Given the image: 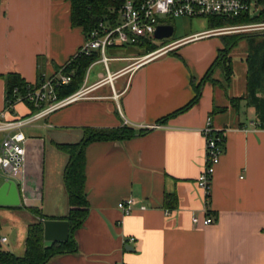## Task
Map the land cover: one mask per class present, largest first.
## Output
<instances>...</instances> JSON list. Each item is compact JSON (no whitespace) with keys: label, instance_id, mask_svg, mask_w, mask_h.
<instances>
[{"label":"crops","instance_id":"obj_1","mask_svg":"<svg viewBox=\"0 0 264 264\" xmlns=\"http://www.w3.org/2000/svg\"><path fill=\"white\" fill-rule=\"evenodd\" d=\"M254 9L258 14L264 4L256 0ZM224 28L208 23L204 30L171 37L148 59L143 57L150 53L143 55L139 47L112 48L121 54L110 56L115 59L108 68L100 61L88 68L80 87L90 88L87 98L23 127L28 155L21 205L0 208V239L7 238L1 249L24 255L29 225L39 221L31 208L51 219L68 215L69 157L57 144L80 142L86 129L128 126L147 131L86 147L89 212L74 233L78 249L47 264H264V125L249 98L248 41L231 46L229 78L215 69L195 104L159 123L195 97L232 37ZM202 33L208 35L195 37ZM85 42L82 28L72 25L68 0H1L0 112L10 74L36 85L70 64ZM257 96H264V87ZM30 112L29 103L18 101L6 117ZM208 117L225 140L207 212L198 178L205 166L202 129ZM47 138L64 157L52 158L46 173ZM130 198L135 208L124 215L118 204ZM208 215L215 221L204 225Z\"/></svg>","mask_w":264,"mask_h":264},{"label":"built area","instance_id":"obj_2","mask_svg":"<svg viewBox=\"0 0 264 264\" xmlns=\"http://www.w3.org/2000/svg\"><path fill=\"white\" fill-rule=\"evenodd\" d=\"M120 2L117 6L119 15L116 26L100 23L86 37V42L79 50L78 55L98 54L96 61L103 62L108 68L110 61L115 58L108 56V50L116 47L136 46L146 40L155 37L154 34L160 25L169 24V19L175 18H198L202 16H224L238 17L244 13H251L253 0H112ZM1 11V0H0ZM264 29V23L251 24L224 28L221 31L249 32ZM207 33L195 35V37L206 36ZM162 50V49H161ZM156 52L145 55L149 58ZM110 80L112 78L110 76ZM73 81V72H66L65 67L52 76H43L36 85H28L22 91L16 87L11 96H6L5 110L0 112V133L4 134L0 140V176L6 181H13L20 189L26 175L27 162V136L22 131L23 127L32 125L42 120L54 111L67 105L83 100L88 97L90 88H80L76 92L64 98L59 97V90ZM116 97H118L115 94ZM18 101H25L32 105L35 112L18 119L8 120L7 112ZM264 130V129H263ZM205 137V166L198 178V185L204 191L206 211L209 210L211 196V185L215 173V167L220 161L223 153L222 143L225 137L222 132L215 129L212 118L208 117L205 127L202 129ZM136 205L134 199H126L118 204V208L129 215ZM142 205L141 209H146ZM170 214L169 209L165 210ZM215 219L208 215L203 221L204 225L213 223ZM193 222L199 223L198 217H193ZM131 241L135 238H130ZM1 242L7 238L2 237Z\"/></svg>","mask_w":264,"mask_h":264},{"label":"trees","instance_id":"obj_3","mask_svg":"<svg viewBox=\"0 0 264 264\" xmlns=\"http://www.w3.org/2000/svg\"><path fill=\"white\" fill-rule=\"evenodd\" d=\"M71 3V22L74 27L82 28L85 36L98 27L100 23L109 26H116L119 15L117 6L120 2L112 0H68ZM259 4H264V0H257ZM211 27H224L230 23L237 22H263L264 9L258 14L251 16L250 13L241 14L238 17L224 16H205ZM243 36L230 37L225 49L221 50L209 68L206 75L202 79L200 85L196 87L195 97L183 108L175 113L161 119L159 123H164L170 117L187 110L195 104L200 97L201 84L211 79L215 69L221 68L226 77H230L232 73L230 48L235 45ZM249 38V56L247 59L249 66V82L248 91L249 98L259 112L262 125H264V96L258 97V90L264 87V35H250ZM166 44V43H165ZM165 44H156L152 41H144L136 45L143 50V55L155 52L161 49ZM98 59V54L94 55H78L65 67L66 72H73V81L63 86L59 90V97L64 98L76 92L82 85L86 72L91 64ZM28 85L19 75L10 74L7 78L6 96H11L12 91L18 87L24 91ZM30 115L36 110L30 105ZM24 116V117H25ZM147 130H135L132 127L124 126L113 129H86L84 138L78 143L57 144V148L69 157L64 172V181L69 198V213L62 218L67 220L70 225V238L64 242H52L48 244L44 239V221L51 219L44 215L36 208H31V212L39 217V221L31 223L28 228V235L25 241V253L18 256L10 251L0 248V264H47L54 256L59 254L74 253L78 249L77 241L74 233L80 228L87 218L89 212V204L85 195V149L92 143L97 141H114L120 139H130L139 134H144ZM172 205V201L170 200Z\"/></svg>","mask_w":264,"mask_h":264},{"label":"rangeland","instance_id":"obj_4","mask_svg":"<svg viewBox=\"0 0 264 264\" xmlns=\"http://www.w3.org/2000/svg\"><path fill=\"white\" fill-rule=\"evenodd\" d=\"M252 7H253V10L250 13V15L254 16L255 15V13H254L255 9L254 8H256V0H253ZM168 22H169V24L173 25L174 28H175V35L173 36L174 38H177V37H179V36H181L183 34H186V33L190 32L191 30H201V29L204 30L208 26V19L206 17H204V16L198 17V18H193V19L185 18V17L175 18V19H169ZM260 23H264V21L263 22H260V21H257V22H245V21L244 22H237L236 21L235 23H230V24H228L227 26H224V27L225 28H232V27H237V26H247V25H251V24H260ZM229 32L231 33L232 37L243 36L239 40L240 41H242V40L248 41V44H249L248 36H250V35H259V34L262 35V34H264V29H259V30H255V31H249V32L230 30ZM170 39L171 38L164 39V40H158L155 37H152L150 39V41H152V42H154L156 44H165V43H168V41H170ZM125 47L135 48L136 46H125ZM117 48L119 49L120 47H116L114 49H117ZM120 54H121L120 51L116 52L114 50V52H113V50H111V49L108 50V56H117V55H120ZM112 63L113 62H111V64ZM33 132H37V130H35ZM2 137H3V134L0 133V140L2 139ZM45 147H46V150H45V167L46 168L45 169H46V173H47L48 169H49L50 161L53 160L52 158H55L56 155L59 156V157H64V155L61 152H59L54 147V145H52V143H51L49 138H47V140H46ZM2 181H3V177L0 176V183ZM0 208L4 209V206H0ZM6 225L7 224L3 225V226H5L3 231L7 230ZM0 234H2L1 231H0ZM0 248H5V246L4 245H0Z\"/></svg>","mask_w":264,"mask_h":264},{"label":"water","instance_id":"obj_5","mask_svg":"<svg viewBox=\"0 0 264 264\" xmlns=\"http://www.w3.org/2000/svg\"><path fill=\"white\" fill-rule=\"evenodd\" d=\"M175 28L171 24L160 25L154 34L158 40L173 37ZM21 194L13 181H5L0 186V206H20ZM70 238V225L64 219H48L44 221V239L48 242H64Z\"/></svg>","mask_w":264,"mask_h":264}]
</instances>
